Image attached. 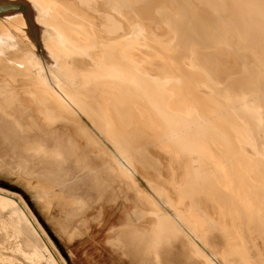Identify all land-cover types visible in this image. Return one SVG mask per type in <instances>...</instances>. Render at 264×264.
Instances as JSON below:
<instances>
[{
	"label": "bare ground",
	"instance_id": "6f19581e",
	"mask_svg": "<svg viewBox=\"0 0 264 264\" xmlns=\"http://www.w3.org/2000/svg\"><path fill=\"white\" fill-rule=\"evenodd\" d=\"M0 136L71 239L85 179L126 201L112 245L144 264H264V0H0Z\"/></svg>",
	"mask_w": 264,
	"mask_h": 264
},
{
	"label": "rangeland",
	"instance_id": "374dc122",
	"mask_svg": "<svg viewBox=\"0 0 264 264\" xmlns=\"http://www.w3.org/2000/svg\"><path fill=\"white\" fill-rule=\"evenodd\" d=\"M28 69L36 74L39 73L45 83H48L45 79L47 78L46 73L41 66L38 67L39 70ZM96 97L102 98H100L103 100L102 104L108 101L107 94H102V92L96 94ZM23 114L26 117L30 116L29 113ZM61 128L56 130V137L64 133ZM35 135L39 133L36 132ZM21 161L19 155L0 136V190L22 197L30 213L51 239L52 248L64 264H144L145 261L138 253L130 250L124 254L112 245L114 230L124 217L126 203L124 199H113L112 195L107 194L106 202L96 205L97 194L92 190L90 182L84 179L87 184L84 187L80 185L79 194L90 197V211L81 221L68 219L67 228L69 230L79 229L78 235L71 239L69 235L62 233L63 220L67 218L66 212L61 205L56 204V200L51 205L43 203L41 190L29 185L24 177L19 175ZM121 191L120 195L127 194L132 198L133 194L125 188ZM0 209V264H50L47 259L38 262L31 257L38 246L43 252L45 249L44 243L32 227L26 223H18L17 227L6 225L11 218L9 217L11 210L3 211L1 202ZM214 241L221 246L225 244V239L219 235H216Z\"/></svg>",
	"mask_w": 264,
	"mask_h": 264
}]
</instances>
